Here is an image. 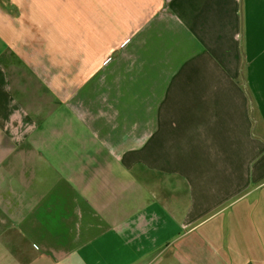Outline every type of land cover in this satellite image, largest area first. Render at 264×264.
I'll list each match as a JSON object with an SVG mask.
<instances>
[{"label":"crops","instance_id":"0c3cea01","mask_svg":"<svg viewBox=\"0 0 264 264\" xmlns=\"http://www.w3.org/2000/svg\"><path fill=\"white\" fill-rule=\"evenodd\" d=\"M6 1L0 264H264V0Z\"/></svg>","mask_w":264,"mask_h":264},{"label":"rangeland","instance_id":"374dc122","mask_svg":"<svg viewBox=\"0 0 264 264\" xmlns=\"http://www.w3.org/2000/svg\"><path fill=\"white\" fill-rule=\"evenodd\" d=\"M10 2L11 1H6V4H4L5 3V0H0V5H1V8H0L1 9V12H0V21H3V22L9 21V22H11L9 20V18H13V19H16L17 20L16 23L19 25V23L22 22V19H24V16L23 15H20V13L16 12L15 10H13L12 9V4H10ZM45 2H46V0H43V3H45ZM48 7L50 8V5H48ZM5 11H6V13H4ZM3 13H4V16H3ZM29 19L26 21V23H28V25L27 24L25 25V23L22 22L20 24V26H19L24 31L25 39H31L30 37H32L34 35V33H32V28L34 26H33V24L30 23ZM263 19H264V16H263ZM12 23H14V21H12ZM45 44H46V42H43L41 40L38 42V45L40 47L43 46V49L44 50L45 49L47 50V54L48 55H51V51L53 53L54 48L51 49V51H50L49 48L45 47ZM32 46L35 47V45H32ZM33 47L32 48H29L28 43L25 42V47L24 48H25V52H27V53L24 54V55L27 57V59H28L29 56H32V58H34L36 56H40L41 57V55L39 54V48L40 47H38V46L35 47L36 48V52L34 51L35 48L33 49ZM29 54H31V55H29ZM127 146H130V145H127ZM55 168L60 172V176H63V177L66 176L65 170H63L60 166H56Z\"/></svg>","mask_w":264,"mask_h":264},{"label":"water","instance_id":"95a60500","mask_svg":"<svg viewBox=\"0 0 264 264\" xmlns=\"http://www.w3.org/2000/svg\"><path fill=\"white\" fill-rule=\"evenodd\" d=\"M252 118H253V109H252Z\"/></svg>","mask_w":264,"mask_h":264}]
</instances>
